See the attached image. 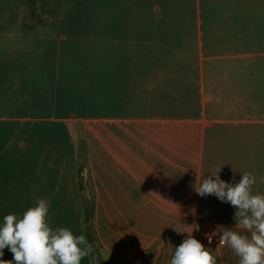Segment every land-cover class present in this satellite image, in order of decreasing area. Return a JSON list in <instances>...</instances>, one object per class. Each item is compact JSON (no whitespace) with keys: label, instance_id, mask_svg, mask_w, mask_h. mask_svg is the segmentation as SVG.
I'll return each mask as SVG.
<instances>
[{"label":"crops","instance_id":"obj_1","mask_svg":"<svg viewBox=\"0 0 264 264\" xmlns=\"http://www.w3.org/2000/svg\"><path fill=\"white\" fill-rule=\"evenodd\" d=\"M36 4L38 20L0 0V220L44 198L53 228L89 242L82 167L106 261L170 264L176 229L234 228L236 209L195 187L221 169L264 193V0Z\"/></svg>","mask_w":264,"mask_h":264},{"label":"clouds","instance_id":"obj_2","mask_svg":"<svg viewBox=\"0 0 264 264\" xmlns=\"http://www.w3.org/2000/svg\"><path fill=\"white\" fill-rule=\"evenodd\" d=\"M221 169L202 181L198 175L195 191L200 196L215 195L235 209L234 228L218 229L206 234L211 244L218 235L217 248L227 246L238 257V264H264V193L254 192L256 177L242 173L238 183L220 178ZM234 171H236L234 169ZM49 202L40 198L22 213H10L0 220V257L8 248L12 260L0 259V264H81L94 248L85 235L76 234L68 227L53 228L48 220ZM186 232L187 238L174 248L170 264H217L211 249L193 236L198 225ZM223 231H219V229Z\"/></svg>","mask_w":264,"mask_h":264},{"label":"trees","instance_id":"obj_3","mask_svg":"<svg viewBox=\"0 0 264 264\" xmlns=\"http://www.w3.org/2000/svg\"><path fill=\"white\" fill-rule=\"evenodd\" d=\"M27 6V10L29 12V16L31 18H35L38 20V17H35L38 14V7L36 4V0H22ZM82 167L80 169L81 177H80V186L83 191V223L85 233L87 238L91 244L95 246V241L97 240V232L94 224V215H95V207H94V198L90 197L86 194L87 190V182L85 180L84 175H82Z\"/></svg>","mask_w":264,"mask_h":264},{"label":"built area","instance_id":"obj_4","mask_svg":"<svg viewBox=\"0 0 264 264\" xmlns=\"http://www.w3.org/2000/svg\"><path fill=\"white\" fill-rule=\"evenodd\" d=\"M195 225H198V230L193 232V236L200 240L205 246H214L218 244V235H222V233H218L217 236H214L212 239V243L208 242V238L206 234H211L217 230V228L209 221H197ZM195 227V226H194ZM220 231V230H219Z\"/></svg>","mask_w":264,"mask_h":264},{"label":"rangeland","instance_id":"obj_5","mask_svg":"<svg viewBox=\"0 0 264 264\" xmlns=\"http://www.w3.org/2000/svg\"><path fill=\"white\" fill-rule=\"evenodd\" d=\"M93 248H94V264H113V263H116L118 264V262H109V261H106L105 259H103V257L105 256L104 255V252L101 250V248L97 249V246L93 245Z\"/></svg>","mask_w":264,"mask_h":264}]
</instances>
